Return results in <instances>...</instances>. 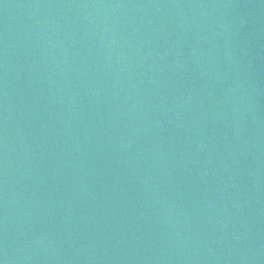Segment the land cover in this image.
<instances>
[{
  "label": "water",
  "instance_id": "obj_1",
  "mask_svg": "<svg viewBox=\"0 0 264 264\" xmlns=\"http://www.w3.org/2000/svg\"><path fill=\"white\" fill-rule=\"evenodd\" d=\"M0 264H264V0H0Z\"/></svg>",
  "mask_w": 264,
  "mask_h": 264
}]
</instances>
